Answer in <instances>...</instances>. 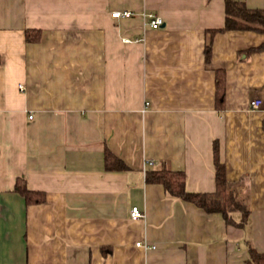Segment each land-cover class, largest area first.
I'll list each match as a JSON object with an SVG mask.
<instances>
[{
	"label": "crops",
	"instance_id": "obj_1",
	"mask_svg": "<svg viewBox=\"0 0 264 264\" xmlns=\"http://www.w3.org/2000/svg\"><path fill=\"white\" fill-rule=\"evenodd\" d=\"M225 1L0 0V264H247L249 248L264 253V33L220 31ZM233 1L264 12V0ZM215 143L242 225L239 211L227 224L145 181L165 167L187 191L214 193ZM105 152L127 169L105 170ZM17 183L44 200L27 203Z\"/></svg>",
	"mask_w": 264,
	"mask_h": 264
},
{
	"label": "trees",
	"instance_id": "obj_2",
	"mask_svg": "<svg viewBox=\"0 0 264 264\" xmlns=\"http://www.w3.org/2000/svg\"><path fill=\"white\" fill-rule=\"evenodd\" d=\"M225 3V25L220 31L247 30L264 33V12L262 10L249 9L244 3L233 0H226ZM25 36L27 42H36L39 38V30H27ZM208 53L209 47L206 48V54L208 55ZM216 85V101L217 103H222L224 81L220 75L217 76ZM213 155L216 190L212 194L187 191L184 173L171 171L165 167L146 171L145 181L161 185L169 196L193 203L206 213H220L227 224H233L230 214L239 211L241 212V219L238 225H242L247 220L248 211L246 206L236 199L229 187L225 176V168L219 162L216 143L213 145ZM104 163L107 171H123L127 169L123 161L109 152L104 154ZM16 190L25 198L27 203H40L44 200L43 193L31 192L24 186L18 185V183ZM248 253L247 264H264V253H258L252 248L248 249Z\"/></svg>",
	"mask_w": 264,
	"mask_h": 264
},
{
	"label": "built area",
	"instance_id": "obj_3",
	"mask_svg": "<svg viewBox=\"0 0 264 264\" xmlns=\"http://www.w3.org/2000/svg\"><path fill=\"white\" fill-rule=\"evenodd\" d=\"M130 16H132V13L129 11H126V10L125 11H114L111 13L112 18H127ZM141 17L144 21V24H147L151 29H159L163 25V20L159 16L152 15L149 13L146 14L143 12V13H141ZM123 41L126 43L131 42V40L126 39V38H124ZM18 88L20 91H23L24 90L23 84H19ZM145 105H147V103H145ZM261 106H262V100L261 99L255 98V99L250 101V108L251 109H259V108H261ZM29 118H31V117H29ZM146 164L147 165H153V162L148 161ZM143 216H144L143 212H141L137 207L131 208L130 218L132 220L141 219V218H143ZM136 246L144 248V249L153 248V247H149L146 244H143L140 242L136 243Z\"/></svg>",
	"mask_w": 264,
	"mask_h": 264
}]
</instances>
